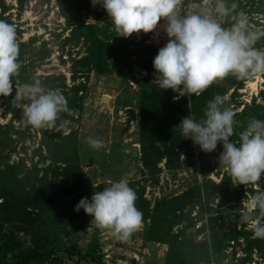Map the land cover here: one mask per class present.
<instances>
[{
	"label": "rangeland",
	"instance_id": "1",
	"mask_svg": "<svg viewBox=\"0 0 264 264\" xmlns=\"http://www.w3.org/2000/svg\"><path fill=\"white\" fill-rule=\"evenodd\" d=\"M260 1L262 0H226L229 7L235 3L237 8L222 21V26L230 27L234 22L232 17L243 12L247 15L249 26L252 29L264 31V1L261 4L262 8H258L257 11ZM0 2L7 8L3 16L16 26L17 42L27 44L24 66L28 77L43 80L47 76L62 75L65 78L66 90L73 84H83L84 86V89L78 93L81 113H75L72 119L65 120L63 123L55 122L53 128L42 129V131H46L48 134L63 131L62 135L66 136L69 133L75 135L85 189L94 188L99 184H111L121 179L127 180L128 183H142L143 180H146L143 198L149 203L151 209L155 201L178 196L193 186L199 185L202 202L193 208L190 218L194 225L186 229V234L189 237L192 236L195 242L205 239L208 243L209 231L205 229L200 234L197 232L201 224L208 225L209 215L206 207H212L217 211V213L211 214L212 221L217 225L220 223L218 212L221 209L226 212L231 210L224 209L228 204L219 206L222 201V195L219 192L213 193L212 199L206 204L202 192L203 180H209L214 185L226 182V192L231 185L232 189L238 192V200L230 202L229 205L237 207V212L240 215L246 211L245 206L257 193L264 192V174L256 183L236 185L233 182L225 167L219 163V156L223 151V145L220 142L214 151L206 153L202 150L198 151L193 142L189 144L182 141V144L176 146L171 154V161L177 165L179 163L178 168H167L166 158H162L157 164L158 173L152 178L143 169L140 161L138 100L143 92H148L154 84H157L154 81L153 60L159 49L169 41V37L163 29L165 20L161 19L153 32L133 33L127 38L119 37L116 36L117 33L114 31V26L107 16L106 10L100 4L93 7L91 0H78L76 8L81 16V25L94 29L106 52L103 63L94 57L88 65L77 67L76 72L79 77L73 82L71 79L73 60L89 56L88 48L94 56L95 49L85 43L83 37L78 38L77 41L74 39L76 44L63 43L71 37L75 26H67L66 19L60 13L56 0H23L21 5L17 0H0ZM214 3L215 0H207L205 6L213 8ZM184 7L185 4L182 3V11ZM255 47L264 50V43H256ZM104 63L107 67L106 72L99 73L96 66L100 64L103 68ZM134 76L135 78L137 76L139 81L136 82L135 88H132L128 85V81ZM235 80L241 86L235 90L233 101L230 104L226 103L231 100L229 97L233 94L234 87L228 90L223 96L225 102L222 107H230L235 113L234 134L230 140L239 146V134L247 128L242 116H239L247 106L252 105L253 101L255 105L264 106V74L257 75L252 79L235 78ZM44 88L46 91L53 90ZM55 90L60 91L59 89ZM8 101L7 97L0 96V126L10 125L6 134H0L6 143H10V139L17 140L14 132L24 129L25 124L21 120V114L24 106L28 103L27 100L17 102L15 109L18 110V117L14 118L11 112L5 111ZM187 104L188 112L191 113L189 101ZM129 108L135 110L134 118L127 114ZM89 137L102 140L103 147L100 149L90 147L86 143ZM40 143L41 133L30 126L24 141L17 144L16 153H12L9 157V164L19 162V158L23 159V167H20L18 171L20 179H25V174L32 170L34 163L38 164L36 163L38 157L33 152L40 147ZM135 146L137 147L136 153L134 152ZM42 154L47 156L44 147H42ZM49 163V159L46 158L45 162L38 166L45 167ZM203 170H207L205 177ZM40 175L38 174V177ZM35 185L39 184L35 183ZM200 207H202L203 223L197 220ZM27 210L30 211V208L27 207ZM91 220L92 217L89 219L87 227L72 236V239L77 242V249L82 254L94 244L105 264L163 263L167 246L144 242L141 237L144 229L143 223L129 242L122 243L114 238L111 231L98 229ZM224 223L226 226V219H224ZM184 224L186 223L174 226L172 232H177ZM249 228L247 225L246 229ZM15 237L22 241L24 246H29L31 243V236L24 231H16ZM241 263L264 264V260H261L259 255L253 251L247 255L242 247L237 249L234 254L231 248H227L221 261L214 258L210 264ZM65 264H85V262H79L78 258L74 256L71 259H65Z\"/></svg>",
	"mask_w": 264,
	"mask_h": 264
},
{
	"label": "trees",
	"instance_id": "2",
	"mask_svg": "<svg viewBox=\"0 0 264 264\" xmlns=\"http://www.w3.org/2000/svg\"><path fill=\"white\" fill-rule=\"evenodd\" d=\"M17 1L20 5L23 2V0ZM263 1L258 2L260 5L257 11L258 8H262ZM77 2L78 0H56L60 13L66 19L67 26H75L71 37L63 43L76 44L74 39L77 41L78 38L83 37L85 43L95 49L94 56L88 48L89 56L73 60L71 75L73 82L79 77L76 72L77 67L88 65L94 57L103 63L106 52L94 29L81 25V16L76 8ZM0 6V19L10 23L8 18L3 16L7 8L1 2ZM257 43H264V37ZM18 44V62L21 68L19 75L13 77V92L7 97L9 101L5 111L11 112L13 117L17 118L18 110L15 109L17 102L12 101L15 96V85L19 87L24 83H32L39 79L46 89H59L68 101L67 107L72 110L60 113L56 120L57 124L72 119L75 113L80 114L81 104L78 93L84 89L83 84H73L66 90L65 78L62 75L47 76L43 80L28 77L24 66L27 44ZM96 68L99 73L106 72L107 69L105 63L103 68L100 64ZM235 78L228 76L223 81L209 86L199 96H183L174 100L177 93L171 89H160L157 84H154L148 92L141 94L138 100L140 161L143 169L151 178L158 173L157 164L162 158H166L167 168L179 167V163L178 165L172 163L171 154L176 146L182 144V141L189 144L192 141L183 139L181 134L175 131L176 126L190 114L199 121L204 116L209 101L213 100L216 95L224 96L229 89L234 87V92L229 97L231 100L226 103L230 104L233 101L235 90L241 86ZM136 80L139 81L137 76ZM188 101H190L191 113L188 112ZM241 116L246 125L252 118L264 121V106L255 105L253 101L252 105L247 106L239 117ZM29 127L25 126L23 130H16L14 133L17 140L10 139V143L4 142L0 135V166H2L0 169V264H65V259H71L74 256L79 262L83 261L85 264H105L94 244L82 254L77 249V242L72 239V236L87 227L91 218L83 209L79 212L75 211V206L82 198L87 197L91 200L94 192L102 191L110 184H99L94 188L85 189L75 135L69 133L65 136L62 135L63 131L48 134L36 128V131L41 133L40 147L33 152L38 157L36 163L43 164L46 158L50 163L45 167H39L34 163L32 170L25 174V179H20L18 171L20 167H23V159L19 158V162L13 164H9L8 159L12 153H16L17 144L26 138ZM9 128L10 125L0 126V134H6ZM42 147L46 150L47 156L42 154ZM196 147L198 151H201L199 145ZM38 174H41L40 177ZM206 175L207 170H203V176ZM145 182L146 180L142 183L128 184L136 192L135 206L143 214L142 240L167 246L162 264H210L214 258L221 261L227 248H231L234 254L241 247L247 255L253 251L259 255L261 260H264V239H254L251 229H246L247 225L240 222L237 207L229 205L230 202L238 200V192H235L231 185L226 192V182L214 185L209 180H203L202 192L206 204L212 199L213 193L219 192L222 195V201L218 205L228 204L224 209L231 210L226 212L221 209L218 212L220 223L217 225L211 218V214L217 211L207 206L206 211L209 218L206 226L202 222V207H200L197 220L203 224L197 232L200 234L205 229L209 231L208 243L205 239L195 242L192 236L189 237L186 234V229L194 225L190 214L193 208L202 202L199 185L193 186L178 196L161 198L155 201L150 209L149 203L143 198ZM253 215H258V210H253ZM224 219L227 220L226 226ZM183 222L186 224L180 230L172 232L174 226ZM16 231H24L31 236L29 246H24L22 241L15 237Z\"/></svg>",
	"mask_w": 264,
	"mask_h": 264
},
{
	"label": "clouds",
	"instance_id": "3",
	"mask_svg": "<svg viewBox=\"0 0 264 264\" xmlns=\"http://www.w3.org/2000/svg\"><path fill=\"white\" fill-rule=\"evenodd\" d=\"M91 2L93 7L100 4L106 10L119 37L153 32L161 19L166 21L163 29L169 41L153 60L154 81L160 89L177 93L174 100L199 96L229 75L244 80L264 74V50L255 47L264 37V31L252 29L243 12L232 17L234 22L230 27L222 26V21L237 8L235 3L229 7L226 0H215L214 7L208 8L207 0ZM182 3L185 4L183 11ZM18 57L16 26L0 19V96L8 97L13 92V77L19 75L21 68ZM25 100L28 103L21 120L25 126L36 129H51L60 113L72 111L60 91H46L39 79L19 87L15 85L12 101ZM224 102L225 97L216 95L208 102L199 121L190 114L181 120L175 131L206 153L214 151L218 142L222 143L219 163L233 182L236 185L256 183L264 174V121L252 118L239 134L237 146L230 140L234 134L235 113L230 107H222ZM86 143L93 149L103 147L100 139L89 137ZM136 200V192L127 180L121 179L94 192L91 200L82 198L74 210L83 209L98 229L109 230L115 239L127 243L143 221L142 212L135 206ZM245 207L240 222L250 227L254 239H264V192L257 193ZM253 210H258V215L254 216Z\"/></svg>",
	"mask_w": 264,
	"mask_h": 264
},
{
	"label": "water",
	"instance_id": "4",
	"mask_svg": "<svg viewBox=\"0 0 264 264\" xmlns=\"http://www.w3.org/2000/svg\"><path fill=\"white\" fill-rule=\"evenodd\" d=\"M127 114H128L130 117L134 118V117H135V116H134V114H135V110L132 109V108H129V109H127ZM136 151H137V147L135 146V147H134V152L136 153Z\"/></svg>",
	"mask_w": 264,
	"mask_h": 264
},
{
	"label": "built area",
	"instance_id": "5",
	"mask_svg": "<svg viewBox=\"0 0 264 264\" xmlns=\"http://www.w3.org/2000/svg\"><path fill=\"white\" fill-rule=\"evenodd\" d=\"M136 80L134 78H130L128 81V85L132 88H135Z\"/></svg>",
	"mask_w": 264,
	"mask_h": 264
}]
</instances>
